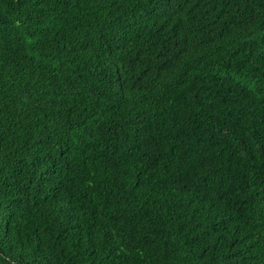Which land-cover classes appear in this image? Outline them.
Returning <instances> with one entry per match:
<instances>
[{"label":"trees","instance_id":"trees-1","mask_svg":"<svg viewBox=\"0 0 264 264\" xmlns=\"http://www.w3.org/2000/svg\"><path fill=\"white\" fill-rule=\"evenodd\" d=\"M0 264H264V0H0Z\"/></svg>","mask_w":264,"mask_h":264}]
</instances>
